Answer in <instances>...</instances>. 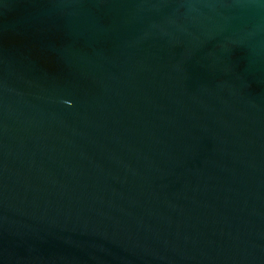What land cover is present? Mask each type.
Here are the masks:
<instances>
[{"label": "water", "instance_id": "1", "mask_svg": "<svg viewBox=\"0 0 264 264\" xmlns=\"http://www.w3.org/2000/svg\"><path fill=\"white\" fill-rule=\"evenodd\" d=\"M0 264H264V0H0Z\"/></svg>", "mask_w": 264, "mask_h": 264}]
</instances>
